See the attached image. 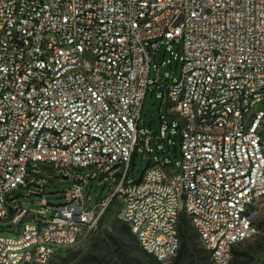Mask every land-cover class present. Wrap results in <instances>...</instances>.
I'll list each match as a JSON object with an SVG mask.
<instances>
[{"label":"built area","instance_id":"2783aa9c","mask_svg":"<svg viewBox=\"0 0 264 264\" xmlns=\"http://www.w3.org/2000/svg\"><path fill=\"white\" fill-rule=\"evenodd\" d=\"M171 42L181 71L164 77ZM151 86L179 121L164 119L155 141L179 138L182 158L151 156L134 180L139 146L152 154L139 126ZM39 161L65 178L94 166L112 190L86 205L80 175L62 202L19 205L21 186L42 188ZM262 199L264 0H0V219L17 227L0 228V264L86 244L115 203L160 263L177 258L184 218L214 264H233Z\"/></svg>","mask_w":264,"mask_h":264},{"label":"rangeland","instance_id":"374dc122","mask_svg":"<svg viewBox=\"0 0 264 264\" xmlns=\"http://www.w3.org/2000/svg\"><path fill=\"white\" fill-rule=\"evenodd\" d=\"M173 54L168 50L160 68L161 76H178L181 71L180 60L177 56L183 53L182 45L176 42L170 43ZM169 60H171L169 62ZM156 60L151 62L150 76L154 78L156 73ZM162 91L155 90L152 86L147 92L141 120L139 122L141 137L146 138V134L151 135L152 154L144 153V146L141 144L130 165V178L139 179L144 169L148 166L151 156L172 160L174 163L180 162L182 158L180 139L172 135L163 141L156 143L155 134L159 132L162 118L169 123H178V114L170 103L168 97L163 96ZM39 173L36 175L42 184L39 193L30 194V186L24 185L19 190L13 192L10 198H16L18 204H26L33 209H41L42 204L58 203L64 200L66 190L73 188L78 183L74 177L83 176L81 193L84 197H92V201L86 200V205H94L99 200L109 196L113 182L102 181L103 174L96 167L76 168L74 175L68 178L55 171L52 163L37 162ZM97 171V175H92ZM258 217L256 224L258 231L255 236L236 245L233 253L234 264H264V199L258 203ZM119 204L115 203L104 217L103 224L98 227L90 240L77 248L57 251L53 258L46 264H89L84 262L87 252H92L95 257L92 264H162L151 255H146L135 237L125 228L118 219ZM0 228L4 231H15L16 225L12 222L0 219ZM190 235L187 240V249L182 258L179 254L173 264H214L209 252L203 247L194 230L190 228ZM184 239L181 237V245ZM263 246V251L253 253L252 250ZM240 254V255H238Z\"/></svg>","mask_w":264,"mask_h":264},{"label":"trees","instance_id":"16d2710c","mask_svg":"<svg viewBox=\"0 0 264 264\" xmlns=\"http://www.w3.org/2000/svg\"><path fill=\"white\" fill-rule=\"evenodd\" d=\"M163 120H164V118H162V122H163ZM151 166V162H150V160H149V162H148V166L144 169V171H143V173H142V176L144 175V173L146 172V170L149 168ZM142 176L139 178V179H141L142 178ZM28 186H29V183L27 184ZM66 192V191H65ZM64 198H65V194H64ZM110 210V208L106 211V213H105V215L108 213V211ZM105 215L103 216V218H102V220H101V223H100V226L103 224V221H104V217H105ZM122 222V221H121ZM122 225H123V228H125V229H127L134 237H135V235L132 233V231H131V228H130V226L128 225V224H126V223H124V222H122ZM190 226L186 223V220L183 218L182 219V222H181V225H180V235H181V237L184 239V242H183V244L181 245V248H180V256H179V259L180 258H182V255H183V253H184V251L187 249V240H188V238H189V235H190V233H189V231H190ZM135 239H136V237H135ZM136 241H137V243L139 244V242H138V240L136 239ZM140 245V244H139ZM141 246V245H140ZM142 248V247H141ZM143 249V248H142ZM234 251H236V247L234 248V250H233V253H234ZM260 251H263V246H260V247H258V248H256V249H254V250H252V252L253 253H257V252H260ZM145 252V254L146 255H150V254H148L146 251H144ZM92 252L90 251V252H87L86 254H85V256H84V262H88L89 264H92L93 263V259L92 258H95V257H93V256H91L92 254H91ZM238 255H240V254H238ZM233 264H234V262H233Z\"/></svg>","mask_w":264,"mask_h":264}]
</instances>
